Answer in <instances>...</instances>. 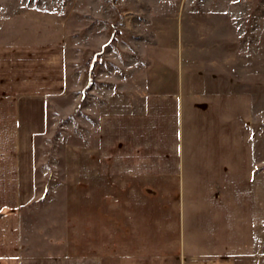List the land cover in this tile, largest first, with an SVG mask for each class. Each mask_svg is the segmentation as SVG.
I'll return each instance as SVG.
<instances>
[{"label": "crops", "instance_id": "crops-1", "mask_svg": "<svg viewBox=\"0 0 264 264\" xmlns=\"http://www.w3.org/2000/svg\"><path fill=\"white\" fill-rule=\"evenodd\" d=\"M57 17L30 9L23 20L32 33L0 41V264H264V232L227 231L215 205L206 241L194 231L195 207L187 225L183 82L99 116L92 135L63 150L60 181L42 197L36 143L49 101L66 93L67 65L64 34L37 27L64 28ZM187 92L190 117L202 115L207 90ZM262 201L255 199L257 218Z\"/></svg>", "mask_w": 264, "mask_h": 264}, {"label": "rangeland", "instance_id": "rangeland-1", "mask_svg": "<svg viewBox=\"0 0 264 264\" xmlns=\"http://www.w3.org/2000/svg\"><path fill=\"white\" fill-rule=\"evenodd\" d=\"M33 8L65 23L37 27L43 36L64 34L67 65L66 93L49 101L47 131L36 143L42 197L60 181L63 150L92 135L99 116L183 82L187 225L195 207L194 231L206 241L216 206L227 231H260L261 238L264 203L257 218L255 199L264 200V0H0V41L31 34L23 18ZM196 84L207 90V104L190 117L187 90Z\"/></svg>", "mask_w": 264, "mask_h": 264}]
</instances>
